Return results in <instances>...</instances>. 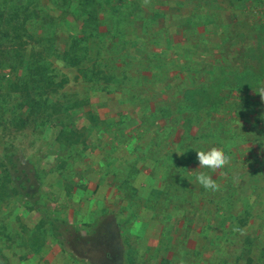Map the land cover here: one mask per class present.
<instances>
[{"label":"rangeland","instance_id":"obj_1","mask_svg":"<svg viewBox=\"0 0 264 264\" xmlns=\"http://www.w3.org/2000/svg\"><path fill=\"white\" fill-rule=\"evenodd\" d=\"M61 2L0 0L5 16L26 7L32 35L20 46L23 16L0 20V264H91L67 238L106 215L121 264H264V0H95L98 30L75 66L47 47L66 42ZM44 30L53 40H37ZM31 52L68 81L35 88L55 104L28 113L8 83H30ZM190 147L229 157L217 191L184 178Z\"/></svg>","mask_w":264,"mask_h":264},{"label":"trees","instance_id":"obj_2","mask_svg":"<svg viewBox=\"0 0 264 264\" xmlns=\"http://www.w3.org/2000/svg\"><path fill=\"white\" fill-rule=\"evenodd\" d=\"M71 1L72 0H62L61 3L57 4L58 8L62 9L63 13H68L67 20L69 27L62 34V38L65 39L64 42L66 41L65 44H60L61 46L59 45L57 48L54 47V45L47 47L55 50L54 54L60 56L67 64L75 66L79 65L87 56L86 52L88 51V45H82L81 41L85 40L87 42L86 32L88 28H92L93 31L98 30L94 24L97 16V11L96 8L92 9L89 7L90 5L92 6L94 4L95 0H76V5H79V9L74 12L72 11V5L74 6V4L71 5ZM23 8L26 7H24L23 5L14 4V6L10 7L12 12L7 13L6 16L4 12H1L0 14V20H4L7 23H11L14 21L18 22L21 16H23L21 18L22 24L19 26L17 23H15V25L13 26V30L14 32H16V36L13 37L15 40L20 41L18 43L20 46L26 43L27 40L25 39L23 32H25L26 36L32 37V35L27 32L28 30L24 26V22L27 21L28 15L25 10H22ZM40 13L41 12L36 9L32 14H35L37 17L43 18ZM75 14L77 15L76 17ZM78 16L80 18V23L79 25H77V27L79 29V32L81 31V29H83L82 34L74 33ZM53 21L54 19L52 18V21L50 23H52ZM49 32V30H44V34L46 33V36L43 35L44 37H38L37 40L40 41L46 37L48 38V40H53L51 37H49ZM54 41H56V39H54ZM13 51L18 55L23 53L21 49H13ZM39 55L41 54L39 53ZM23 63L24 68L26 69L27 73H29V79L31 80L30 83H28V79H26L25 82L22 83H18V81H12L8 83V86H11V88H14L16 90H21L23 91V94L26 95V100L22 102L21 105L29 106L28 113H32L33 111H35L37 109V106L39 107L41 105H54L55 103L50 102L48 98L39 100L33 98L31 94L38 86L41 88V90H44V87H47L48 90H51L50 92L58 91L67 83V78L62 76L60 79H57L58 75L53 72L55 69H53L51 62L45 56L39 57L35 53H32L29 59L23 61ZM26 121L27 119H24L22 124H25ZM57 137H64L66 142L71 143L79 141L80 136L75 133V131L67 132L65 129H60ZM2 185L4 184H0V188Z\"/></svg>","mask_w":264,"mask_h":264},{"label":"flooded vegetation","instance_id":"obj_3","mask_svg":"<svg viewBox=\"0 0 264 264\" xmlns=\"http://www.w3.org/2000/svg\"><path fill=\"white\" fill-rule=\"evenodd\" d=\"M71 250L91 264H121L125 252L121 230L113 215L98 219L89 228L67 238Z\"/></svg>","mask_w":264,"mask_h":264},{"label":"clouds","instance_id":"obj_4","mask_svg":"<svg viewBox=\"0 0 264 264\" xmlns=\"http://www.w3.org/2000/svg\"><path fill=\"white\" fill-rule=\"evenodd\" d=\"M259 97L261 102L264 103V89L260 90ZM259 120L264 122V111L259 113ZM188 150H193L196 153V165L191 170L190 175H186L189 182H194V185H198L206 192H215L218 190L219 185L213 179V175L217 170L222 169L229 163V157L223 152L215 147H208L204 149L197 150L195 148H188L185 152L179 154H184ZM199 169L200 171H194Z\"/></svg>","mask_w":264,"mask_h":264}]
</instances>
